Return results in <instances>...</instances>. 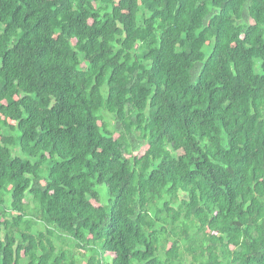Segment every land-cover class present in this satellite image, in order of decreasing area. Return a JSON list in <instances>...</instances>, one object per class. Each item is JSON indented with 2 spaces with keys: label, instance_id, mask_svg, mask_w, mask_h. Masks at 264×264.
Masks as SVG:
<instances>
[{
  "label": "trees",
  "instance_id": "1",
  "mask_svg": "<svg viewBox=\"0 0 264 264\" xmlns=\"http://www.w3.org/2000/svg\"><path fill=\"white\" fill-rule=\"evenodd\" d=\"M0 264H264V0H0Z\"/></svg>",
  "mask_w": 264,
  "mask_h": 264
},
{
  "label": "rangeland",
  "instance_id": "2",
  "mask_svg": "<svg viewBox=\"0 0 264 264\" xmlns=\"http://www.w3.org/2000/svg\"><path fill=\"white\" fill-rule=\"evenodd\" d=\"M102 190V189H101ZM105 192L103 191V192H101V197L103 198V199H105ZM27 199L30 201V199H31V197L29 196V195H27Z\"/></svg>",
  "mask_w": 264,
  "mask_h": 264
}]
</instances>
